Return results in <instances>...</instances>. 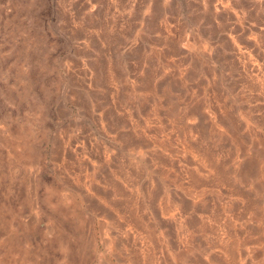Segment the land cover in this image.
Returning <instances> with one entry per match:
<instances>
[{
  "label": "rangeland",
  "instance_id": "obj_1",
  "mask_svg": "<svg viewBox=\"0 0 264 264\" xmlns=\"http://www.w3.org/2000/svg\"><path fill=\"white\" fill-rule=\"evenodd\" d=\"M0 264H264V0H0Z\"/></svg>",
  "mask_w": 264,
  "mask_h": 264
}]
</instances>
